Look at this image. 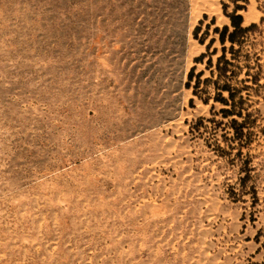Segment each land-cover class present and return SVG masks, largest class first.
<instances>
[{"label":"rangeland","instance_id":"rangeland-1","mask_svg":"<svg viewBox=\"0 0 264 264\" xmlns=\"http://www.w3.org/2000/svg\"><path fill=\"white\" fill-rule=\"evenodd\" d=\"M209 5L0 0V264H264V22L240 126L186 85Z\"/></svg>","mask_w":264,"mask_h":264},{"label":"trees","instance_id":"trees-1","mask_svg":"<svg viewBox=\"0 0 264 264\" xmlns=\"http://www.w3.org/2000/svg\"><path fill=\"white\" fill-rule=\"evenodd\" d=\"M260 3L258 8L264 10V0H258ZM223 10L229 17L230 23L222 27L216 26L214 31L218 37H212L207 44L208 50L211 49L214 42L219 40L222 47L221 53L216 60L213 54L217 53L219 48L215 47L212 52H203L195 58L197 62H203L205 57L209 55L206 61V68L210 70V75L202 77L205 69L196 72L197 65L192 66L188 73V81L186 85L193 88V94L199 96L208 103L211 98L220 101L226 106L221 108L224 116L234 115L243 117L240 126L253 122L252 113L246 105L247 98L251 94L254 84L259 85L260 62L257 53L252 55L251 52L244 51V46L252 33L260 28V22H264V15L260 22L253 21L245 24L244 16L240 10H247L250 0H221ZM232 6V9L229 8ZM196 28V35L198 31ZM204 41V40H203ZM229 43V44H228ZM241 74L244 76L241 77ZM251 81L253 83H248ZM214 93H211V88ZM194 98H191L193 102ZM215 105H212V109ZM205 117H201L203 121ZM215 120V118H212ZM233 122L237 123L238 119L233 118ZM245 132L238 129L236 137L243 138Z\"/></svg>","mask_w":264,"mask_h":264},{"label":"bare ground","instance_id":"bare-ground-1","mask_svg":"<svg viewBox=\"0 0 264 264\" xmlns=\"http://www.w3.org/2000/svg\"><path fill=\"white\" fill-rule=\"evenodd\" d=\"M203 1H204L205 8L212 10L211 6L209 5V0H203Z\"/></svg>","mask_w":264,"mask_h":264}]
</instances>
